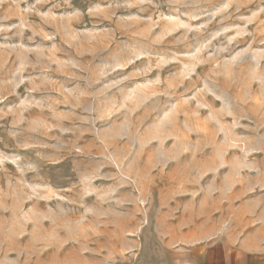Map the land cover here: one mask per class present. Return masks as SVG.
Instances as JSON below:
<instances>
[{"label":"rangeland","instance_id":"rangeland-1","mask_svg":"<svg viewBox=\"0 0 264 264\" xmlns=\"http://www.w3.org/2000/svg\"><path fill=\"white\" fill-rule=\"evenodd\" d=\"M255 237L264 0H0V264H224Z\"/></svg>","mask_w":264,"mask_h":264},{"label":"crops","instance_id":"crops-1","mask_svg":"<svg viewBox=\"0 0 264 264\" xmlns=\"http://www.w3.org/2000/svg\"><path fill=\"white\" fill-rule=\"evenodd\" d=\"M241 244V245H240ZM239 246L229 248L224 264H264V240L244 238Z\"/></svg>","mask_w":264,"mask_h":264}]
</instances>
